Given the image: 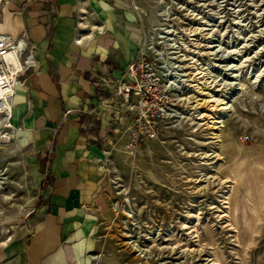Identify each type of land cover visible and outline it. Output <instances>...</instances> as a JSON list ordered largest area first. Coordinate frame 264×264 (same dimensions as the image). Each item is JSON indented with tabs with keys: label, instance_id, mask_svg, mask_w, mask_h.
I'll use <instances>...</instances> for the list:
<instances>
[{
	"label": "rangeland",
	"instance_id": "374dc122",
	"mask_svg": "<svg viewBox=\"0 0 264 264\" xmlns=\"http://www.w3.org/2000/svg\"><path fill=\"white\" fill-rule=\"evenodd\" d=\"M135 5L140 45H184L196 85L185 89L183 121L137 145L119 102L98 91L106 214L89 264H264V0ZM0 173L1 250L42 199L15 137L0 138Z\"/></svg>",
	"mask_w": 264,
	"mask_h": 264
},
{
	"label": "crops",
	"instance_id": "0c3cea01",
	"mask_svg": "<svg viewBox=\"0 0 264 264\" xmlns=\"http://www.w3.org/2000/svg\"><path fill=\"white\" fill-rule=\"evenodd\" d=\"M137 9L135 0H0V30L23 35L36 52L37 66L16 83L11 122L42 199L37 215L12 227L1 264H89L106 214L96 161L108 109L98 91L113 94L104 103L116 99L131 121L111 82L138 54L145 25ZM88 28L94 37L76 42Z\"/></svg>",
	"mask_w": 264,
	"mask_h": 264
},
{
	"label": "built area",
	"instance_id": "2783aa9c",
	"mask_svg": "<svg viewBox=\"0 0 264 264\" xmlns=\"http://www.w3.org/2000/svg\"><path fill=\"white\" fill-rule=\"evenodd\" d=\"M102 30V24L95 27L97 32ZM93 37L94 29L88 28L75 41ZM173 46L178 48L168 45L167 52L160 45H140L139 41L136 58L114 83L115 95L125 102L131 113L130 145L157 138L163 128L178 125L183 121L186 108L191 107L184 95L185 89L196 84L182 76L185 72L180 69V58L194 54L184 45ZM36 66V52L30 41L23 35L12 36L0 30V127L4 129L0 135L9 134L0 138L15 137L18 128L12 124L11 114L16 83Z\"/></svg>",
	"mask_w": 264,
	"mask_h": 264
},
{
	"label": "bare ground",
	"instance_id": "6f19581e",
	"mask_svg": "<svg viewBox=\"0 0 264 264\" xmlns=\"http://www.w3.org/2000/svg\"><path fill=\"white\" fill-rule=\"evenodd\" d=\"M165 34H166V31L164 32ZM167 33H169V32H167ZM165 35L163 34V36H161V37H164ZM172 48H178V46H175V47H172ZM180 63H181V66H180V69L181 70H185V69H187V71L185 72V74H182V75H184V76H186L187 77V75H188V70L189 71H191L190 69H188V68H192V67H194V61H193V58L191 57H182V58H180ZM187 80H190L191 81V79L189 78V77H187ZM210 101H213V99H211ZM215 101H217V100H215ZM220 102V101H219ZM224 102L222 101V102H220V104H223ZM217 105V104H216ZM225 107H221V109H224ZM0 124H2V121L0 120ZM0 137H9V134H8V132H6L4 135H0ZM5 140V139H4ZM0 177H1V173H0ZM0 183H2L1 181H0ZM1 186V185H0ZM204 260V259H203Z\"/></svg>",
	"mask_w": 264,
	"mask_h": 264
}]
</instances>
